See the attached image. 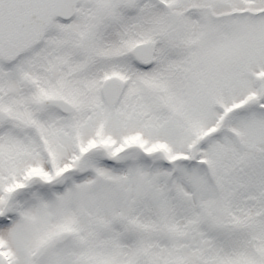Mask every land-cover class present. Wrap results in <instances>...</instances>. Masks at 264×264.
<instances>
[{
	"label": "snow or ice",
	"instance_id": "snow-or-ice-1",
	"mask_svg": "<svg viewBox=\"0 0 264 264\" xmlns=\"http://www.w3.org/2000/svg\"><path fill=\"white\" fill-rule=\"evenodd\" d=\"M0 264H264V0H0Z\"/></svg>",
	"mask_w": 264,
	"mask_h": 264
}]
</instances>
